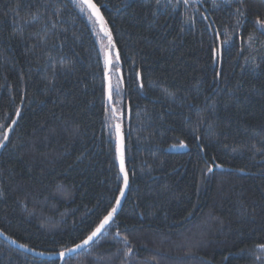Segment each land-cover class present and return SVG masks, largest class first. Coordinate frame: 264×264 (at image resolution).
Listing matches in <instances>:
<instances>
[{
	"label": "trees",
	"instance_id": "16d2710c",
	"mask_svg": "<svg viewBox=\"0 0 264 264\" xmlns=\"http://www.w3.org/2000/svg\"><path fill=\"white\" fill-rule=\"evenodd\" d=\"M93 1L115 42V113L108 37L86 5L0 0V140L20 110L0 155V229L45 252L84 240L123 184L117 124L126 200L62 261L0 238V264H264V0Z\"/></svg>",
	"mask_w": 264,
	"mask_h": 264
},
{
	"label": "snow or ice",
	"instance_id": "6c2138e0",
	"mask_svg": "<svg viewBox=\"0 0 264 264\" xmlns=\"http://www.w3.org/2000/svg\"><path fill=\"white\" fill-rule=\"evenodd\" d=\"M80 3L82 5H86V8L90 10L91 15L89 16V19H92V17H95V22L100 25V31L104 33L105 36L108 37V42L110 46L112 45V37L111 33L106 29L105 27V21L103 16L100 14L99 9L97 8L96 4L93 3V0H80ZM81 11H85L84 8H81ZM243 15V13H241ZM256 24L259 25L262 29H264V20H260L259 18L256 20ZM226 42V41H225ZM217 55L216 49H212V57L215 58ZM117 60H119V56L117 55ZM112 64V60L110 57H106L105 65L106 69L107 66ZM107 71L105 73V76L107 78ZM112 90H111V84L109 83L108 86V99L111 102L112 99ZM19 109H17V115H19ZM113 112L115 113V109H113ZM15 123V121H13ZM116 128V159L119 161L120 164V172L123 174L124 177V187L120 188V194L116 197V205L118 206L121 203V197L124 195L125 187L128 184V176L125 172V165H124V149H123V139L121 136V130L120 125L117 124L115 126ZM8 136L7 133H5L3 140H0V147L3 146L4 140H7ZM181 147H184L183 144L180 145ZM212 169L209 168V171ZM117 211V207L113 206L110 211L107 212V215L103 217L102 220H100V223L94 228V230L91 231V233L87 236L86 239H84L80 244H76L74 248L72 249H66L64 252L59 253L60 257L63 258L65 256V252H73L76 249L81 248L82 246H86L89 244L90 241H92L99 233H101L102 230L105 229L107 225L110 224V222L113 220L114 214ZM119 235V233H117ZM125 242H127V237H124ZM21 247H24V245H21ZM131 251V249H129Z\"/></svg>",
	"mask_w": 264,
	"mask_h": 264
},
{
	"label": "water",
	"instance_id": "95a60500",
	"mask_svg": "<svg viewBox=\"0 0 264 264\" xmlns=\"http://www.w3.org/2000/svg\"><path fill=\"white\" fill-rule=\"evenodd\" d=\"M93 3H95V2L93 1ZM95 4H96V3H95ZM96 6H97V8L99 9L100 14H101V15L103 16V18H104V15H103L102 12H101V7H100L98 4H96ZM94 18H95V17H94ZM104 21H105V18H104ZM213 26H214V25H213ZM105 27H106V29L111 33L109 27H107V25H106V22H105ZM214 28H215V27H214ZM215 31H216V29H215ZM103 34H104V33H103ZM114 44H115V42L112 41V45H114ZM106 57H110L111 60L113 61V58H112V47H111L110 45L108 46V48H107L106 51H105V56H104L105 60H106ZM216 58H217V57H216ZM111 66H112V64L108 65V66H107V69H106V65H105V69H106V70H105V73H106V71H107L108 75H107V78H106L105 73H104V80H105L106 99H107V101L109 102V104L112 105V108L114 109L112 99H111V102H110L109 99H108V86H109V83L111 84V87H112V80H111V76H110ZM118 73H119L120 79H122L121 70H119ZM122 81H123V79H122ZM111 94H112V93H111ZM14 117H15V118L13 119V121H15V123L11 122V124H10L9 126H7V129H6V132H5V133H7L8 139H7V140H4L3 146L0 147V155L2 154L4 147H5L6 144L8 143L9 138H10V136H11L13 130H14V126H15V124H16V122H17V119H18V115H17V113H16V115H15ZM129 118H130V112H128V115H127V120H128V121H129ZM120 130H121V136H122V139H123L124 165H125V145H124V144H125V134H124V130H123L122 128H120ZM4 135H5V134H4ZM3 138H4V136H3ZM181 144H183L184 147H181V146H180ZM187 150H188V146H187L186 144H184V143H180L179 145H170V146L166 149L167 152H173V153L185 152V151H187ZM117 162H118V167H119V169H120L119 161L117 160ZM211 169H212L211 171H213L214 169H216V170H221V171H223V170L230 171V169H229L228 167L221 166V165L212 166ZM125 172L127 173V167H125ZM121 175H122V178H123V184H122V187H124V177H123V174H122V173H121ZM127 176H128V174H127ZM128 186H129V177H128V184H127V186L125 187L124 195L121 197V203L117 206V205H116V202H115V205H114V206L117 207V211H116V213L114 214L113 219L115 218L116 214L119 212V210H120V208L122 207L124 201L126 200L125 197H126V194H127V192H128V189H129ZM119 194H120V193H119ZM110 223H111V222H110ZM107 226H108V225H107ZM107 226H106V227H107ZM106 227H105V229H106ZM105 229H104V230H105ZM104 230H102L101 233H99V234H98V235H97L92 241H90L89 244L93 243V242L95 241V239H97V238L102 234V232H103ZM0 238H2V239H3L4 241H6L7 243L11 244L13 247L17 248L18 250L20 249V250L24 251L25 253H28L29 255L31 254V255H33V256H35V257H37V258H41V257H42V258H48V259L55 258V259H60L61 261L63 260V258H65V257H67V256H69V255H73L74 253H76V252H78V251H80V250H83V249H85V247L89 246V244H88V245H86V246H82V247L79 248V249H76V250L73 251V252H65V256H64L63 258H61L60 255H59V253L64 252L66 249H64L63 251H60V252H53V251H52V252H45V251H43V250L40 251V250H37V249H35V248L28 247V246L24 245V244L21 243V242H18L16 239H14L13 237H11L9 234L7 235L4 231H2V229H0ZM86 238H87V237H85L84 239H86ZM82 241H83V240H82ZM82 241H81V242H82ZM81 242L76 243V244H80ZM76 244H74L73 247H70V248H68V249H72V248H74ZM21 245H24V247H21Z\"/></svg>",
	"mask_w": 264,
	"mask_h": 264
},
{
	"label": "rangeland",
	"instance_id": "374dc122",
	"mask_svg": "<svg viewBox=\"0 0 264 264\" xmlns=\"http://www.w3.org/2000/svg\"><path fill=\"white\" fill-rule=\"evenodd\" d=\"M106 44V41H104V40H100V45H101V47H104V45Z\"/></svg>",
	"mask_w": 264,
	"mask_h": 264
}]
</instances>
